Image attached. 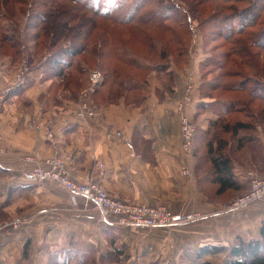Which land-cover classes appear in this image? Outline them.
<instances>
[{"label":"crops","instance_id":"obj_1","mask_svg":"<svg viewBox=\"0 0 264 264\" xmlns=\"http://www.w3.org/2000/svg\"><path fill=\"white\" fill-rule=\"evenodd\" d=\"M41 71L33 69L21 84L9 86L0 112V210L21 221L17 230H0V263L5 257L12 264H34L41 260L38 255L73 241L85 243L83 249L94 247L103 255L110 248L130 254V245L141 250L143 243L150 251L173 246L172 254L181 260L192 252L197 257L205 245L234 246L240 239L262 237L264 200L224 210L208 162L182 148L183 114L196 121L203 118L202 129L212 119L199 112L209 101L197 92L196 102L178 111L188 65L184 71L173 70L175 86L161 83L166 76L160 79L159 75L164 73L148 72V83L133 90V95L124 92L102 99L96 115L88 121L78 118L67 95L57 96L64 103L48 100L52 78L48 71ZM45 126L56 132L58 145L47 141L41 129ZM51 156L65 160L71 178L82 181L92 175L117 198L200 217L171 229L116 225L102 219L93 203L73 197L63 185L31 177V171L45 166ZM236 166L242 179L245 173ZM184 168L190 171L188 175ZM183 248L191 249L186 252Z\"/></svg>","mask_w":264,"mask_h":264},{"label":"rangeland","instance_id":"obj_2","mask_svg":"<svg viewBox=\"0 0 264 264\" xmlns=\"http://www.w3.org/2000/svg\"><path fill=\"white\" fill-rule=\"evenodd\" d=\"M165 1L177 3L184 14L182 17L172 15L169 20L174 18H179V20L177 22L168 21L164 26H160V23L149 21L154 19L145 22H137L134 19L130 23H122L121 21L110 20V18L101 16L102 14L99 13L108 11L113 16L123 17L124 14L128 13L130 4H134L132 0L125 1V3L123 0H84L93 7L92 10L85 9V4L78 0H0V112L5 106L9 86L21 84L25 78L27 79L26 75L36 68H41V72L43 70L48 71L52 78L49 82L48 91L50 96L48 100L64 103L57 96L58 94L67 95L70 101L74 102L75 113L78 115L84 103V94L92 84L91 76L94 72L99 73L101 75L100 79H102L96 87L95 93L90 96V98L92 97L91 105L97 110L99 106L96 104V99H106L107 96L112 99L113 96L124 92H130L133 95V90L126 91L123 84L119 85L116 82V76L119 74L120 79L124 77L125 81L129 83L130 81H136L139 88H141L144 85L142 83H148L147 77L150 72H158L157 70L160 69L157 66L166 65L165 69L159 72H170L171 70V74L164 79L161 78L165 75L160 74V81L165 86H175L176 76L172 73L173 70L178 73L184 71L188 65L190 71L185 77L186 84L184 85L185 90L183 98H181L182 101H185L188 95L189 101L186 102L193 104L196 102L195 93L197 92L200 98H207L211 103L237 102L241 108L219 116V119L223 120L232 114H237L236 119L249 122L247 126L240 127L235 134L239 138H247L239 148H237V137L234 138L230 132H221L220 129H217L218 136H214V138H217L214 144L228 143L227 149L231 156L239 159V161L236 160L233 163L237 165L238 170L241 169L245 173L242 179L238 177L241 182L247 184L246 188H242L241 191L231 190L230 193L228 192V196L224 197L226 193L221 195L219 200L224 201V207L232 199L250 191L249 173H253L257 177H264V100L251 94L255 80H264V49H260L255 45L252 39L254 34L264 27V16H259L255 22L256 24L254 23L246 28L233 39L226 40L223 37L224 35L213 36L212 26L209 22L212 19L211 16L215 13L216 4L222 8L224 7V11L228 12L225 5L232 4L231 2L206 1L202 4L200 3L201 0ZM247 4L248 2H243L240 6ZM154 5V3H148L142 9V13H149L150 8ZM54 8L57 11L56 14L60 13L58 15L60 20L69 21V26L73 28L69 30L67 39L60 40L53 46L51 45L53 37L51 34V40L46 39L43 33L38 34V38L35 36V33H38L39 26L32 16L47 14ZM51 20H55L52 29L59 33L63 24L58 19L56 22L54 16H51ZM80 29L82 31H79ZM78 32H81L80 36H77ZM8 38L10 40H7ZM236 38H240L238 41L242 40V42L239 44L238 41L236 42ZM71 47H77L80 50L78 54L72 56L73 58L70 57L72 60L70 66L64 64L62 67L57 66L56 68L49 65L54 63V57L59 56L64 48ZM99 52L101 57L100 54L98 55ZM66 56L69 55L66 53ZM212 58L216 60L214 64L211 63ZM137 61L145 65L141 68L137 67L135 65L138 64ZM193 72H196L197 81L195 76L192 75ZM44 76H47V74H44ZM246 78L250 80L247 81ZM210 82L215 84L219 82L220 85L213 87ZM199 97L198 99H200ZM101 100H98V102L100 103ZM201 113L205 118L207 116L215 118L211 107L208 110H202ZM192 120L196 125L195 137H198L196 149L204 150L205 145L200 133L201 130L203 131L209 127L211 119L204 129L201 127L203 118L198 121H196V118ZM0 134L3 141L1 131ZM195 137L194 149L191 150V153L196 151ZM231 144L232 148L230 147ZM198 156L204 158L201 154ZM258 200H264V195L248 205ZM16 220L0 210V230L5 228L19 229L21 221L15 222ZM165 230L168 231L169 229ZM82 243L75 242V246L84 247L85 243ZM100 247L98 250L101 251L103 248ZM125 249L127 250V248ZM129 249L134 254L125 253L129 255V259L125 260V258L118 257L117 261L113 259L115 256L107 255L108 252L116 254L112 248L106 250V256L105 254L101 256L96 250L97 258H99L98 263L128 264L127 262L130 261H135L136 264L228 263L226 252L207 253L202 257H196L195 253L192 252L191 254H184L180 260L172 254L174 252L173 246H164L150 251L143 243L141 250L137 247L134 250L132 245L129 246ZM164 249L167 250L164 252ZM190 249L183 248L186 252ZM50 254L51 252H45V254L38 255L41 260L35 261L34 264L40 262L47 264ZM0 264L12 263L7 258L2 257ZM76 264H79V262L77 261Z\"/></svg>","mask_w":264,"mask_h":264},{"label":"trees","instance_id":"obj_3","mask_svg":"<svg viewBox=\"0 0 264 264\" xmlns=\"http://www.w3.org/2000/svg\"><path fill=\"white\" fill-rule=\"evenodd\" d=\"M84 3L85 9H93V7L88 3L84 2V0H78ZM125 1L128 0H123ZM134 1V4H130L129 11L127 14H124L123 17L121 16H113L110 12L101 13V16L110 18V20L114 21H121L122 23H130L134 19L137 22H145L149 19V21H154L155 23H160V26H164L165 23L168 21H178L179 18L170 19L172 15H175L176 17H182L184 12L182 11L181 7L177 5L174 1L167 2L165 0H132ZM150 1V2H149ZM157 1V2H156ZM206 1H221L223 3H229L232 4H226L225 7L227 8L228 12L224 11V7H220V5L216 4L214 14L211 16L210 25L212 26V33L213 36H223L224 39H233L237 34L242 33V31L246 30V28L252 26L256 21L257 18L261 15L264 16V0H201L200 3L204 4ZM239 2V4H237ZM243 2H248L245 6H240ZM148 3H154L155 5L152 6L149 10V13H142V9L147 5ZM110 4V3H109ZM212 4V3H211ZM214 6V4H213ZM55 7V6H54ZM114 7V6H111ZM99 8V7H96ZM141 10V11H140ZM95 11V10H94ZM57 11L55 8L50 11L47 14H36L32 16V18L36 19V24H38V33H35V36L38 38V34L41 35V33L46 36V39L48 38L51 40V45H55L60 40L67 39V34L69 33V30L73 27L69 26V21H62L60 20V16H58L60 13L56 14ZM255 15V16H254ZM51 16L56 17L63 26L61 27V30L59 33L55 32L54 29H52V24H54V21L51 20ZM264 20V19H263ZM50 21V22H49ZM47 22V24H45ZM120 22V23H121ZM42 24V26H41ZM256 24V23H255ZM37 26V25H35ZM169 27V26H168ZM67 31V32H66ZM79 31H82L80 29ZM50 34L52 35L50 37ZM81 32H78L77 36H80ZM240 38H236V42ZM253 39V43L260 47V49H264V27L260 30H258L255 34ZM7 40H10L9 38ZM57 42V43H56ZM239 42V41H238ZM242 42L240 40L239 44ZM236 44V43H235ZM234 44V47H235ZM238 48V47H237ZM79 48L71 47V48H64L62 50L61 54L57 57H54V63L49 64L51 67H62L64 64H67L70 66L72 63L70 57L76 55L79 53ZM67 55L69 56H66ZM101 53L99 52L98 55ZM73 58V57H72ZM140 59V58H139ZM135 64L137 67H142L145 64L139 63ZM215 58L211 59V63H215ZM61 64V65H60ZM166 65H159L157 66L160 70L165 69ZM160 70H157L158 72ZM165 74V76H170L171 72L161 71ZM118 74V73H117ZM116 74V75H117ZM120 75V74H119ZM119 75L116 76V82L120 85L123 84L124 88L128 91L135 90L139 88V85H137L136 81H125V78L122 77V79L119 78ZM248 78V77H247ZM245 79L249 81L250 79ZM256 79V78H255ZM103 82V81H102ZM213 87H218V83H212ZM144 84V83H143ZM103 85V84H102ZM253 86V85H252ZM99 90V89H98ZM98 93V92H97ZM252 95L259 97L260 99L264 100V80H255L254 82V89L251 93ZM139 98V97H137ZM97 105H100L98 100L96 99ZM108 100V99H106ZM106 103V101H104ZM237 102H231V101H222L220 103H205L199 111L200 113L202 110H208L210 107L213 110V113L215 115V118H212L209 124V127L205 130H201L202 134V140L203 144L205 145L204 150L199 149L195 151L196 155H202L205 160L209 164V168L211 169V181L217 185L216 189V195L219 197L221 195L225 196L229 195V191L231 190H242V188H246L247 184L246 182H241L240 178L238 177L239 174H236L237 171H235V165L233 161H239L238 158L231 156L230 152L227 149L228 143L221 142V144H214L217 141V138H214V136H218V130L220 129L221 132H230L231 135L236 138L237 137V148H239L243 141L246 139L243 137H238L235 134L237 133V130L240 129V127L247 126V123L244 120L236 119L237 116L232 114L228 116L227 118L221 120L219 119V116H223L225 114L231 113L233 111H236L237 108H241L238 106ZM239 143V144H238ZM232 148V144L230 145ZM227 149V150H226ZM229 192V193H228ZM233 192V191H232ZM228 193V194H227ZM234 193V192H233ZM27 246V245H26ZM26 250V249H25ZM114 253H109L107 255H113L114 260H118L120 258L125 260L129 259V255L125 254L124 250L120 249H114ZM226 252L228 256V263L227 264H264V224L262 227V238L258 239H251L249 241H245L243 239H240L238 244L234 246H226V245H205L203 246L200 251L197 253V257H202L204 254L207 253H222ZM97 251L93 247H89L88 249H83L75 246V242H71L69 245L65 246L64 248L58 249L54 252H51L48 258L47 264H76L78 261L79 264H99V258H97ZM103 256V254H100ZM106 256V254H105ZM124 260V261H125ZM128 264H136L135 261L127 262Z\"/></svg>","mask_w":264,"mask_h":264},{"label":"built area","instance_id":"obj_4","mask_svg":"<svg viewBox=\"0 0 264 264\" xmlns=\"http://www.w3.org/2000/svg\"><path fill=\"white\" fill-rule=\"evenodd\" d=\"M100 77L101 75L97 72H94L91 76L92 84L84 94V103L77 115L81 121H88L96 115V108L91 105L92 97L90 98V96L95 93L96 87L100 84L102 80ZM186 101H189L188 95L185 101H181V104H179L178 111H184V107L188 105ZM41 129L44 130L46 139L52 146L58 145L59 138L51 126H45ZM180 130L182 148L184 151L191 153V150L194 149L196 125L188 114L182 115ZM1 144L2 136L0 134V151L2 150ZM183 173L188 175L190 171L184 168ZM248 176L250 191L232 199L224 206V210H237L264 195V177L254 176L253 173H249ZM31 177L36 180H50L63 185L72 193L73 197L81 196L86 203H93L99 210L102 219L119 226L169 228L194 221L200 217L196 213L174 214L164 206H148L117 198L109 194L92 175H89L85 180L77 181L69 176L65 160L59 156L46 158L45 166L35 167L31 171ZM15 222H19V220Z\"/></svg>","mask_w":264,"mask_h":264}]
</instances>
